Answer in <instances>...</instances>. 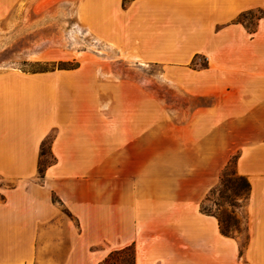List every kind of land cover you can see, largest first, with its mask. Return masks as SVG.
I'll list each match as a JSON object with an SVG mask.
<instances>
[{"label":"crops","instance_id":"obj_1","mask_svg":"<svg viewBox=\"0 0 264 264\" xmlns=\"http://www.w3.org/2000/svg\"><path fill=\"white\" fill-rule=\"evenodd\" d=\"M60 2L99 49L74 68H0V264H101L127 245L133 264H264V16L253 31L237 21L264 0ZM10 12L36 26L38 0H0V20ZM60 52L39 57L76 56ZM151 63L211 102L150 122L132 69ZM235 152L250 182L243 246L200 210Z\"/></svg>","mask_w":264,"mask_h":264},{"label":"rangeland","instance_id":"obj_2","mask_svg":"<svg viewBox=\"0 0 264 264\" xmlns=\"http://www.w3.org/2000/svg\"><path fill=\"white\" fill-rule=\"evenodd\" d=\"M61 12L60 0H48L46 4L38 0L36 26L31 27L28 23H19L16 17H12L11 12L6 14V17L0 20V68L19 67L24 70L40 71L59 68L61 65H73L79 62L80 58L93 57V52H98L99 49L94 40L88 36V40L82 41L81 33L74 31L76 29L74 16L62 15ZM258 13L259 11L252 10L245 18L246 22L249 25L254 24L255 15ZM63 48L73 49L76 56L68 59L39 57L43 51L56 57L61 54L60 50ZM101 53L107 57H115L113 52L101 50ZM194 61L196 65H200L205 59L197 56ZM132 76L134 78L138 76L139 79L142 78L143 83H147L150 122L162 115L169 119H185L189 111L196 106L211 102L210 96L192 95L175 86L171 66L163 69L161 64L151 63L143 70L132 69ZM126 89L127 92H134L132 89ZM50 160L52 156L47 151L42 155L41 162ZM235 167H229L226 185L219 186L218 182L216 184L218 187L205 201L204 206L219 216L221 226L227 228L232 235H238L244 243L248 237L246 203L249 193L243 192L239 195L233 193L232 188H237L240 183V180L235 178ZM222 194L229 196L224 197ZM231 198L232 201L238 202L231 204L228 201ZM133 261L134 249L129 246L122 251L114 252L106 262L133 264Z\"/></svg>","mask_w":264,"mask_h":264},{"label":"trees","instance_id":"obj_3","mask_svg":"<svg viewBox=\"0 0 264 264\" xmlns=\"http://www.w3.org/2000/svg\"><path fill=\"white\" fill-rule=\"evenodd\" d=\"M252 10H257V11H259V13L255 15L254 24L249 25L246 22V19L245 18H246V16H247L248 13H251L252 12ZM261 16H264V9H263V7H255V8L248 9L246 11L241 12L239 14V16L237 17V21H240V22L244 23L248 27V29L250 31H253L254 28H255V24H256L257 19L260 18ZM197 56H199V55L194 56V58L192 59L191 66L196 67V66L206 65V60H205V62L201 63L200 65H196V63H195L194 60H195V57H197ZM78 64H79V62L77 61L73 65H69V66L68 65H61V66H59V68H74V67L78 66ZM53 68H55V67H53ZM53 68H47V69H53ZM47 69H44V70H47ZM53 136H54V132L52 131V132H50L42 140L41 146H40V153L42 155L44 153H46L47 151L51 154V141L53 139ZM238 154H239L238 152H235L234 154H232L231 157L229 158L228 162L224 166V168L221 170L220 180H219L220 183L218 184L219 186L221 184L222 185H226L228 169H229V167H232V166L235 167ZM52 160H54V157L53 156H52ZM52 160L46 161V162H43V163L40 160V163L38 165V174H37L38 175V178H42L44 176V172H45V169L47 167V164L49 162H51ZM235 169H236V167H235ZM234 173H236V176H235L236 180L237 179L240 180V183H239V186L237 188H232L233 193L235 195H239V194H241L243 192H245L246 194H248L249 193V190H250V182H249V180L247 179V177L245 175L238 173L237 170H235ZM218 185L213 186L209 190V192L206 194L205 198L200 203V210H202L203 212H206V213L215 215L217 217V219H218V222H219V225H220V229L222 230V232L224 234H227V235H232L231 233H229V230L227 228H225L224 226H221V220H220L219 216L217 214H215L214 212L210 211L209 209H207L204 206L205 201L210 198V196L213 194L214 190L218 187ZM221 196H224V195L222 194ZM228 196H229V194L226 195V196H224V197H228ZM54 200H59V199H58V197L54 196ZM228 201H230L231 204H236V202H238L236 200H233L232 201V198L229 199ZM245 242H246V240H245ZM245 242L242 243V246L245 244ZM129 246L132 247V245H127V246L122 247L120 249H115V250L110 251L108 253V255L104 258V260L101 262V264H115L114 262H106V261H107L108 258H110L112 256V254L114 252L122 251L123 249H125V248H127Z\"/></svg>","mask_w":264,"mask_h":264}]
</instances>
